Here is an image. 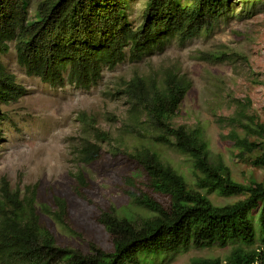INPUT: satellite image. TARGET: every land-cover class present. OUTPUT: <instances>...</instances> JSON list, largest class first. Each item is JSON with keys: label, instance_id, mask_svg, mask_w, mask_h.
I'll return each mask as SVG.
<instances>
[{"label": "rangeland", "instance_id": "374dc122", "mask_svg": "<svg viewBox=\"0 0 264 264\" xmlns=\"http://www.w3.org/2000/svg\"><path fill=\"white\" fill-rule=\"evenodd\" d=\"M39 0H32L31 17ZM129 20L138 26L145 0H127ZM242 58L218 61L217 52ZM26 93L3 105L1 124L0 183L12 189L35 190L39 223L60 247L88 253L92 247L109 250L116 234L106 219L126 221L139 229L146 216L144 202H155L168 213L176 210V198L144 165L154 158L162 168H172L196 187L204 174L197 158L176 145L167 126L182 128L204 142L206 160L226 166L232 178L243 184L264 183V137L244 129L250 119L264 123V0H240L228 9L210 34L172 42L161 52L140 60L125 59L90 89L69 84L52 87L30 76L16 59L14 44L0 56ZM142 80L147 107L129 94V84ZM184 96L177 109L169 104L177 90ZM163 104L157 122L151 108ZM256 129V125L252 124ZM97 155L92 161L86 159ZM213 204L234 203L238 197L208 195ZM46 205L59 218L39 209ZM61 214V215H60ZM149 214H151L149 212ZM237 243L224 247H190L176 253L142 256L141 264H192L196 258L224 260ZM257 243L254 246H256ZM244 246V245H243Z\"/></svg>", "mask_w": 264, "mask_h": 264}, {"label": "trees", "instance_id": "16d2710c", "mask_svg": "<svg viewBox=\"0 0 264 264\" xmlns=\"http://www.w3.org/2000/svg\"><path fill=\"white\" fill-rule=\"evenodd\" d=\"M240 0H145L141 21L133 27L127 0H39L31 17L32 0H0V56L14 44L16 59L30 76L52 87L69 84L90 89L103 77V69H113L125 59L140 60L143 55L161 53L172 42L188 40L213 32L215 24ZM237 53L217 52L223 61ZM26 88L17 82L0 61V143L5 113L1 107L18 101ZM184 90L176 91L169 112L177 109ZM129 94L147 107L148 94L140 79L129 84ZM151 111L157 122L163 117V104ZM243 115V116H242ZM250 123L242 126L257 137H264V123L242 110ZM252 124L256 125V129ZM177 147L197 158L204 174L190 186L172 168H162L152 157L145 167L177 200L176 210L168 213L155 202H144L148 214L139 229L126 221L106 219L116 234L109 250L92 247L83 253L60 247L50 231L39 223L35 190L12 189L6 179L0 183V264H141L142 256L176 253L190 247H224L237 243L229 255L196 258L192 264H264V183L235 181L228 167L213 166L206 160L204 142L182 128L167 126ZM95 152L86 159L96 158ZM264 165V158L253 160ZM238 197L234 203L218 206L208 195ZM44 213L59 218L63 211L39 206ZM149 212L151 214H149ZM61 215V214H60ZM256 246L253 247V245ZM244 245V246H243Z\"/></svg>", "mask_w": 264, "mask_h": 264}]
</instances>
